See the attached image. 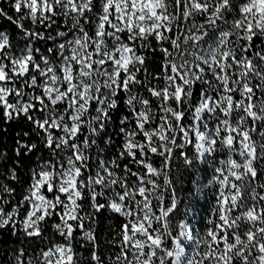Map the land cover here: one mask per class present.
Returning a JSON list of instances; mask_svg holds the SVG:
<instances>
[{"label": "snow or ice", "instance_id": "obj_1", "mask_svg": "<svg viewBox=\"0 0 264 264\" xmlns=\"http://www.w3.org/2000/svg\"><path fill=\"white\" fill-rule=\"evenodd\" d=\"M0 264H264V0H0Z\"/></svg>", "mask_w": 264, "mask_h": 264}, {"label": "trees", "instance_id": "obj_2", "mask_svg": "<svg viewBox=\"0 0 264 264\" xmlns=\"http://www.w3.org/2000/svg\"><path fill=\"white\" fill-rule=\"evenodd\" d=\"M210 178V177H209ZM187 186V185H186ZM201 203H203V200H201Z\"/></svg>", "mask_w": 264, "mask_h": 264}]
</instances>
